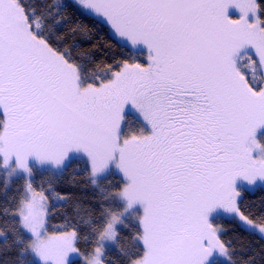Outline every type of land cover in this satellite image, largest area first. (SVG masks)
Wrapping results in <instances>:
<instances>
[{"label": "snow or ice", "instance_id": "snow-or-ice-1", "mask_svg": "<svg viewBox=\"0 0 264 264\" xmlns=\"http://www.w3.org/2000/svg\"><path fill=\"white\" fill-rule=\"evenodd\" d=\"M262 130L264 0H0L7 264H235L216 217L264 238ZM40 167L98 197L53 226Z\"/></svg>", "mask_w": 264, "mask_h": 264}, {"label": "trees", "instance_id": "trees-1", "mask_svg": "<svg viewBox=\"0 0 264 264\" xmlns=\"http://www.w3.org/2000/svg\"><path fill=\"white\" fill-rule=\"evenodd\" d=\"M39 2V0H38ZM44 3H48L49 0H43ZM52 3L59 2V0H51ZM110 35V34H109ZM77 43L80 48H74V52L84 51L85 56L91 55L99 58L101 53L98 51H88L89 41L84 40L82 37L77 38ZM113 47L105 50L106 60L111 62L114 58L126 57L127 51H123L121 47L115 46V40L112 41ZM143 60V57L140 58ZM128 118L133 122L136 121V117L133 114H128ZM89 173L82 169L75 171L69 170L64 173L50 174L48 170H36L33 176L34 186L43 187L48 190L51 184L54 191H46V194L51 197L49 203L52 208V219L50 223L53 226H61L65 223L66 218L68 220L73 219V207L77 203L88 205L93 202V199L98 197L97 191L88 183ZM23 185V179L14 178L12 182L13 189ZM264 197V188L257 187L255 190L245 189L244 203L251 204L256 202L260 203V199ZM216 223L222 228V239L224 241H230L235 249L233 256L235 264H242V261L248 260L255 255L254 264H264V238L258 233L245 231L240 227H237L234 221L230 217L216 218ZM4 244L3 240H0V247ZM15 253H6L0 255V264H7L9 257H15ZM221 264H225L221 261Z\"/></svg>", "mask_w": 264, "mask_h": 264}, {"label": "rangeland", "instance_id": "rangeland-1", "mask_svg": "<svg viewBox=\"0 0 264 264\" xmlns=\"http://www.w3.org/2000/svg\"><path fill=\"white\" fill-rule=\"evenodd\" d=\"M229 15L233 18H236L238 16V13L235 11V10H230L229 12ZM259 74V73H258ZM130 108V106H129ZM133 114L135 117H136V114L134 111H131L130 109L128 110V114ZM260 135H264V130L261 131ZM39 170H48L50 171L49 169L45 168V167H40V168H37ZM56 174H59V173H56ZM14 179V178H13ZM32 182H33V177H32ZM257 187H263L264 188V185H260V184H257L255 187H252V188H249L246 184L244 185V188L247 189V190H255ZM219 217H229L227 215H224V214H220L219 216H217L216 218H219ZM220 226V225H219ZM221 228V227H220ZM222 228H221V233H222ZM222 262L225 263V261L222 259L221 260Z\"/></svg>", "mask_w": 264, "mask_h": 264}]
</instances>
